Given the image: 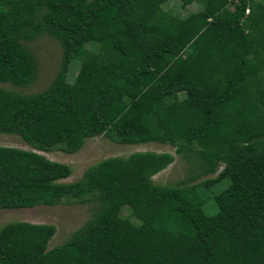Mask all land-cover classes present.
<instances>
[{
  "label": "trees",
  "instance_id": "trees-1",
  "mask_svg": "<svg viewBox=\"0 0 264 264\" xmlns=\"http://www.w3.org/2000/svg\"><path fill=\"white\" fill-rule=\"evenodd\" d=\"M168 1L0 0V82L34 80L26 42L47 34L61 49L44 90L0 87V134L66 153L96 136L158 142L190 166L176 184H158L174 154L136 151L62 182L68 164L0 145V209L91 207L51 248L54 225L8 222L0 264H264V3L179 0L201 4L179 17L162 7ZM217 185L209 214L199 193Z\"/></svg>",
  "mask_w": 264,
  "mask_h": 264
},
{
  "label": "rangeland",
  "instance_id": "rangeland-1",
  "mask_svg": "<svg viewBox=\"0 0 264 264\" xmlns=\"http://www.w3.org/2000/svg\"><path fill=\"white\" fill-rule=\"evenodd\" d=\"M264 3V0H257ZM175 16L184 17L189 12L199 10L201 4L193 2L182 7L179 0H169L162 6ZM93 43V42H90ZM25 45L33 52L36 60V74L34 80L24 87H18L10 83L0 82L1 88L16 90L25 94L36 93L44 90L53 79L58 70L61 49L59 43L47 34L40 35ZM87 51H97V44H87ZM83 55L78 53L70 64L68 80L72 81L79 72ZM0 145L17 147L25 150H32L43 154L50 160L68 164L72 172L69 177L62 182H74L79 180L87 167L105 158L112 156L126 157L136 151H156L170 152L174 154V161L164 170L153 176V180L158 184L173 185L190 174V166L179 159L174 152V148L168 144L158 142H145L139 144H117L104 136L87 138L82 146L73 153H66L58 149L50 151L35 150L25 143L18 135L0 134ZM214 174L200 177L196 181L189 183L186 187L198 183L204 178H213ZM223 185H217L199 194L204 201V209L207 213L213 214L216 208L213 203L212 195L220 191ZM128 209L123 208L121 214L128 216ZM91 207L88 204H56V205H37L30 208L0 209V228L11 221H28L32 223H44L55 226V233L48 243L51 248L62 244L69 238L89 217Z\"/></svg>",
  "mask_w": 264,
  "mask_h": 264
}]
</instances>
